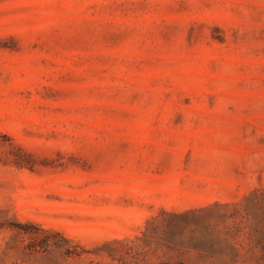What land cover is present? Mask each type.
I'll list each match as a JSON object with an SVG mask.
<instances>
[{
	"label": "rangeland",
	"instance_id": "374dc122",
	"mask_svg": "<svg viewBox=\"0 0 264 264\" xmlns=\"http://www.w3.org/2000/svg\"><path fill=\"white\" fill-rule=\"evenodd\" d=\"M0 264H264V0H0Z\"/></svg>",
	"mask_w": 264,
	"mask_h": 264
}]
</instances>
